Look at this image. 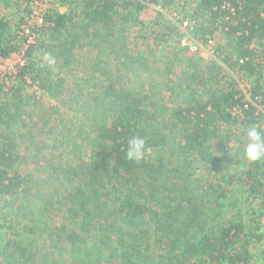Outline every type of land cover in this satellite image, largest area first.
<instances>
[{
  "label": "trees",
  "instance_id": "1",
  "mask_svg": "<svg viewBox=\"0 0 264 264\" xmlns=\"http://www.w3.org/2000/svg\"><path fill=\"white\" fill-rule=\"evenodd\" d=\"M176 2L84 0L79 14L54 12L45 28L57 39L64 34L69 37L59 46L60 55L69 54L66 65L70 60H82L76 53L82 47V38H90V44L99 38L96 46L101 50L97 55L87 54L83 67L84 74H97L101 71V56L109 54L120 63L122 54L128 52V46L120 44V30L115 32L118 20L132 15L131 22L138 25L139 14L155 7L157 18L151 22L155 27L151 34L155 41L167 42V33L176 27L168 25L169 31L165 32L160 22L165 20L162 10ZM3 4L7 8L18 7L21 12L30 11L14 0H3ZM193 15L195 22L205 19L200 27L197 23L195 26L205 43L217 32L231 39L229 46L237 57L229 64L230 70L239 74L241 80L252 81L249 97L240 80L229 72L224 74L216 64L204 72L189 64L181 91L194 89L190 97L172 108L168 107V99L162 110L152 95L135 93L119 80L78 84L79 69H72L75 74L69 80L57 68L52 71L41 67L42 55L51 52L50 46L26 47L25 65L17 81L7 91L0 84L1 197L19 201L30 187L31 178L18 170L23 156L10 131L34 99L26 90L38 86L49 98L63 102L65 96L75 94L73 88L81 87L89 91L92 99L79 104L80 96L74 95V99L65 101L71 103L69 110L77 122V138L74 142L69 139L67 144L85 143L89 150L87 160L80 167L65 170L68 176H62V168H55L59 176L52 177L51 182H57L53 194L31 195L37 196L43 208L31 224L25 223L23 232L36 235L43 243L51 242L48 246L53 251L65 246L80 258V264H264V233H257V219L264 217V160L242 161L243 169L234 174L232 166L223 163L227 157L221 159L212 151L215 141L221 140L224 127L241 128L245 136L251 126L264 132V109L260 108L264 107V0H195ZM24 19L14 23L0 14V57L9 58L27 44L21 34ZM72 28L76 32L71 33ZM181 50L191 51L187 47ZM179 54L177 51L178 61ZM175 66L174 62L169 71ZM110 73L102 75L111 79ZM167 89L180 95L176 87ZM53 111L58 112L57 106ZM133 136L146 140L147 151L140 161L126 157L127 142ZM245 143L246 140H239L243 153ZM236 184L240 185L239 192L233 188ZM238 198L251 205L252 200H257L260 205L246 211ZM53 207L81 230L69 231L66 224L52 228L45 223L44 218L56 211L51 210ZM256 223L259 226L253 228ZM18 225L11 220L0 227L10 236L19 235L1 250L6 264H63L51 263L47 252L38 257V249L20 242L22 232L18 233ZM94 227L99 231L98 237L92 234ZM84 233L96 237L91 244L84 240Z\"/></svg>",
  "mask_w": 264,
  "mask_h": 264
},
{
  "label": "rangeland",
  "instance_id": "2",
  "mask_svg": "<svg viewBox=\"0 0 264 264\" xmlns=\"http://www.w3.org/2000/svg\"><path fill=\"white\" fill-rule=\"evenodd\" d=\"M16 1L19 2L22 9L25 8L22 0H14V2ZM83 1L84 0H56L55 7H57L54 9V12H72L74 14H79ZM156 9L155 7H150L142 11L138 16V25L137 23L131 22L133 19L132 15H130L127 20L126 18L122 19L123 21L118 20L115 32L117 33V30H120L119 34L122 41L120 44L124 42L128 46V52L122 54L120 63L109 54L101 56V71L97 74H92L91 71L84 74L83 67L85 63H87L85 60L87 54L92 53L97 55L98 51L101 50V47H97L100 42L99 38L95 39L91 44L90 38H82L80 41V43L82 42V47L76 50V53L82 57V60L80 62L70 60L68 65H66V59H68L67 56L69 57V54L64 56L60 55L62 48H59L60 45L66 43L69 39L67 34L57 39L46 27L43 28L40 35H38L36 44L50 46V53L57 60L55 67L62 72V76L68 75L70 77L69 80L72 79V73L75 74V72H71L72 69H79V71H76L80 72L78 76L81 78L78 80V84H83L87 81H90V84H108L110 82L109 80H119V82L122 81L121 83L127 84L135 93L140 91L152 95L154 102H160L159 105L162 110H165V106H167L166 101H168V99V107L172 108L177 102L184 100L186 96L187 98L190 97L194 89H189L186 93L182 92V82H184L183 80H187L185 72L188 70L189 64L191 67L196 65L194 66L195 70L200 67L202 70L201 72L206 71L211 64H216L220 70H223L224 74L229 72L233 77L235 76V79L237 78L240 80L241 88L249 97L248 90L252 81L247 78L241 80L239 74L230 70L229 64L237 57L236 55L234 56L229 46L231 39L225 34L217 32L210 42L205 43L202 40V34L200 32L196 33L195 28L194 30L183 29V22L186 20L195 22L193 15L195 0H177L169 9L162 10L165 14V20H161L160 22H162L161 25L164 27L163 29L165 32L167 33L169 31L166 30L168 25L176 27L175 30L167 33V35H170L168 37L169 41L167 42L155 41V36L151 34V32L155 30L151 22L157 18ZM0 14L14 23H17L21 17H24L26 21V18L29 16V13L26 11H18V7H5L3 0H0ZM142 21H144V23ZM203 21H205L204 18H199L194 24L196 26L197 23L200 27ZM24 25L25 24L21 27ZM70 32L74 33L76 31L72 28ZM89 32L93 34V28H90ZM181 39L186 40L188 46L190 48L192 47L194 50H188V52L181 50L185 48L180 43ZM27 45L28 44H26V46ZM25 49L26 47L23 48V51H25ZM177 51H180L179 56L181 57L179 61L176 59ZM132 57H137L139 60H133ZM144 58L146 60H144ZM17 60L18 59L15 58L5 63L0 62V80H3L6 91L17 81L16 78H13V75H11L15 71H18L19 65ZM174 62L176 63L175 69L169 71L170 66L174 64ZM106 71H111V79H108V76L102 75V73ZM189 75L191 74H188V76ZM186 84H189V82ZM167 87H176L180 95L171 93ZM82 90L85 89L81 87L73 88V91H75L74 95H76V97L80 96L78 99H80L81 103L79 104H87L92 97L88 90L81 93ZM26 93L33 96L34 99L30 101V105L26 108L24 115L13 124L10 131L14 139H16L23 156L18 170L24 176L31 178L30 184H28L30 187L29 191L22 194L19 201L0 196V227L4 222L12 220L14 223L19 224L17 227L18 233L22 232L19 241L28 247L38 249V257L44 255L40 253L47 252V254L49 253V261L51 263L80 264V258L72 255L68 248L65 249V246L64 248L62 247V250L53 251V249L48 246L51 242L43 243L36 235L23 232L25 223L31 224L36 214L43 208L41 202L37 200V196L32 197L31 195L41 193V195L47 194L51 196L54 191V186L57 185V182L51 181L53 178L57 179L59 176L56 174L55 168H62L61 172L63 174L62 176H64V174H66L65 170H68L70 167H80L82 162L84 160L86 161L88 158L89 150L85 143L81 142L80 145L76 146H68L67 144L69 139L74 142L77 138V122L73 117L72 111L69 110L71 103L65 101L74 99L75 96L72 95L71 97L67 95L63 102L54 100L49 98L38 86L29 87ZM55 106H57L58 112L53 111V107ZM260 108L264 109L262 106ZM2 130L4 131V129ZM29 131L32 133H29ZM220 137L221 140L215 141L212 151L221 159L227 157L226 160L224 159L225 162L223 163H228L229 166H232V173L236 174L238 172L239 174L243 169L242 161L246 160L241 150L239 140H246V136L243 135L241 128L224 127L221 130ZM229 148V153L225 154ZM78 149L80 150L79 152L77 151ZM239 161L241 163H239ZM47 182L51 183L49 184ZM74 182H72V184H74ZM50 185H53V188ZM239 187L240 185L236 184L233 188L239 192ZM239 198L238 200L241 201ZM259 205L260 203L257 200H252V205L247 201L245 202V200L240 202V207L250 212L253 207H259ZM46 209L48 210L49 207ZM52 209H56V211L44 218L45 223L52 228L62 227L66 224L68 225L69 231L79 232L81 230L79 225L73 224L72 220L66 221L64 214L58 212L57 207H53L51 210ZM257 221H259L260 226L256 223L252 227L257 228L259 226L260 228L257 230V233L262 234L264 233V217L258 218ZM92 230V234L98 237L99 233L97 232L99 231L96 227L92 228ZM14 236H10L6 229H0V264H6L7 262L1 250L4 248L6 242L13 238L18 239L19 237V235L18 237ZM82 236L88 244H91L96 238L85 233L82 234ZM261 245L264 246V239ZM51 253H54V255L50 256ZM109 264H112V262Z\"/></svg>",
  "mask_w": 264,
  "mask_h": 264
},
{
  "label": "built area",
  "instance_id": "3",
  "mask_svg": "<svg viewBox=\"0 0 264 264\" xmlns=\"http://www.w3.org/2000/svg\"><path fill=\"white\" fill-rule=\"evenodd\" d=\"M56 1V0H55ZM54 0H22L24 7L29 8V16L26 18L25 25L22 27V35L27 38V44H36L37 37L40 35V32L43 28L49 25L48 17L54 13L55 7ZM60 11V10H59ZM63 13V12H59ZM66 13V12H65ZM195 22H191L186 20L183 22V29L184 30H194ZM181 44L184 47H188L190 50H194L192 47L190 48L186 43V40L182 39ZM27 45V46H28ZM25 45V47H27ZM17 58L18 60V71H15L12 77L17 78L21 72L22 67L25 65L26 57L25 51L23 49L20 52L14 53L9 58H2L0 57V62L5 63L8 60H13ZM0 84H4L3 80H0Z\"/></svg>",
  "mask_w": 264,
  "mask_h": 264
},
{
  "label": "clouds",
  "instance_id": "4",
  "mask_svg": "<svg viewBox=\"0 0 264 264\" xmlns=\"http://www.w3.org/2000/svg\"><path fill=\"white\" fill-rule=\"evenodd\" d=\"M57 60L48 52L43 53L41 67L56 70ZM146 140L140 136H133L127 142L126 157L130 161H140L146 153ZM244 158L249 162L264 160V132L256 126H251L246 131V143L244 145Z\"/></svg>",
  "mask_w": 264,
  "mask_h": 264
}]
</instances>
